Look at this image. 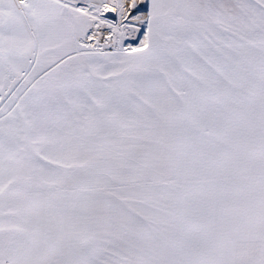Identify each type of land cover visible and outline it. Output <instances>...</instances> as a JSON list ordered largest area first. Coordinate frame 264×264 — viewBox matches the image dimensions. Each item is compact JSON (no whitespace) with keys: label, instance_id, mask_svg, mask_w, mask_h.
Returning a JSON list of instances; mask_svg holds the SVG:
<instances>
[{"label":"snow or ice","instance_id":"6c2138e0","mask_svg":"<svg viewBox=\"0 0 264 264\" xmlns=\"http://www.w3.org/2000/svg\"><path fill=\"white\" fill-rule=\"evenodd\" d=\"M0 264H264V0H0Z\"/></svg>","mask_w":264,"mask_h":264}]
</instances>
